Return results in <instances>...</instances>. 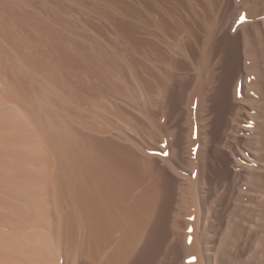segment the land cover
<instances>
[{"label":"rangeland","instance_id":"rangeland-1","mask_svg":"<svg viewBox=\"0 0 264 264\" xmlns=\"http://www.w3.org/2000/svg\"><path fill=\"white\" fill-rule=\"evenodd\" d=\"M152 29L157 23L153 28L147 0H0V264H116L112 222L101 233L95 217L104 211H88L96 209V194L103 207L112 203L111 187L93 172L107 163L110 148L149 151L152 105L158 114L161 101L169 100L166 114L155 118L166 120L178 103L176 83L193 79L191 117L198 128V97L207 82L213 40L202 44L192 69L178 70L173 61L160 68L158 40L156 54L149 44ZM218 109L229 122L226 107ZM92 170L96 177L89 181ZM88 188L90 202L83 197ZM84 213L94 218V225L86 218L87 226L96 228H87Z\"/></svg>","mask_w":264,"mask_h":264},{"label":"bare ground","instance_id":"bare-ground-1","mask_svg":"<svg viewBox=\"0 0 264 264\" xmlns=\"http://www.w3.org/2000/svg\"><path fill=\"white\" fill-rule=\"evenodd\" d=\"M147 6L152 27L157 23L149 44L156 54L158 40L160 68L173 61L186 71L202 44L213 40L206 52L207 82L198 97L199 125L194 128L191 117L197 99L193 79L176 83L178 103L166 120L155 118L165 113L169 100L161 99L158 114L152 105L145 155L105 148L107 163L91 173L111 187L112 198H104L112 203L103 207L99 193L96 202L92 199L96 209L87 210L104 211V217L94 215L103 227L97 225V231L112 222L116 264H264V0H147ZM151 73L152 80L154 69ZM219 106L226 107L229 122L220 119ZM50 115L45 114L49 125L59 129ZM92 189L83 196L87 202ZM89 226L96 228L90 221Z\"/></svg>","mask_w":264,"mask_h":264},{"label":"snow or ice","instance_id":"snow-or-ice-1","mask_svg":"<svg viewBox=\"0 0 264 264\" xmlns=\"http://www.w3.org/2000/svg\"><path fill=\"white\" fill-rule=\"evenodd\" d=\"M241 19H243V17Z\"/></svg>","mask_w":264,"mask_h":264}]
</instances>
